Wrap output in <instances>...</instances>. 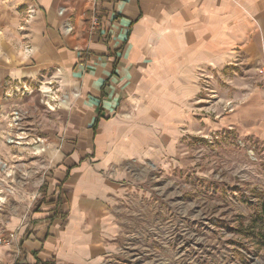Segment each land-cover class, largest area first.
<instances>
[{"label": "crops", "instance_id": "1", "mask_svg": "<svg viewBox=\"0 0 264 264\" xmlns=\"http://www.w3.org/2000/svg\"><path fill=\"white\" fill-rule=\"evenodd\" d=\"M29 7L36 12L24 23ZM95 8L93 24L90 0H0V112L9 90L54 67L68 94L46 131L37 205L1 223L0 234L16 237L0 246V264H101L112 201L183 154V132L209 121L200 115L207 101L224 110L219 125L264 142V0H98Z\"/></svg>", "mask_w": 264, "mask_h": 264}, {"label": "rangeland", "instance_id": "2", "mask_svg": "<svg viewBox=\"0 0 264 264\" xmlns=\"http://www.w3.org/2000/svg\"><path fill=\"white\" fill-rule=\"evenodd\" d=\"M47 79L25 81L24 94L9 90L0 112V226L27 208L45 177L49 121L66 108ZM207 102L200 115L209 121L183 132V154L112 201L101 264H264V142L219 125L224 110Z\"/></svg>", "mask_w": 264, "mask_h": 264}, {"label": "built area", "instance_id": "3", "mask_svg": "<svg viewBox=\"0 0 264 264\" xmlns=\"http://www.w3.org/2000/svg\"><path fill=\"white\" fill-rule=\"evenodd\" d=\"M97 1L98 0H90L91 4L93 6V9H94L93 10L94 15L91 17V21L93 24L97 23V19H96L97 11L95 8ZM35 12H36V9L34 7H29L27 10L25 19H24V23H28V21H30V19L33 17ZM59 12L62 13V9ZM65 29L68 31L71 29L69 24H66ZM257 70L260 73L262 81H264V67L257 68ZM61 71H62L61 67H54L53 73L52 72L50 73V75L48 76V79H47V81H45V83L48 85H52L53 83L51 80L54 79V81H56V84L54 86L57 87L58 90H60V88L62 87V73H61ZM26 87H27L26 83L22 82V83H20L19 87L16 86L15 91L18 90L21 92V94H24L25 92H29V91H26L27 90ZM42 87H43L42 85H39V90L44 92L45 89L42 90L41 89ZM48 87H50V86H48ZM60 92H61L60 95H62V98H63V100H62L63 103H67L68 94L61 91V90H60ZM229 110H232V107L228 105L227 111H229ZM36 198L39 199V192L37 193V195L33 196L32 201L29 205V208H33L36 206V204L38 203V199H36ZM15 237H16V234L14 231H8L4 234H0V246L4 245V244H10Z\"/></svg>", "mask_w": 264, "mask_h": 264}, {"label": "bare ground", "instance_id": "4", "mask_svg": "<svg viewBox=\"0 0 264 264\" xmlns=\"http://www.w3.org/2000/svg\"><path fill=\"white\" fill-rule=\"evenodd\" d=\"M11 141H13V140H11ZM16 142H18V141H16ZM16 142H15V143H16ZM4 166H5L4 163H3L2 161H0V167H1V168H4ZM1 200H2V199H1Z\"/></svg>", "mask_w": 264, "mask_h": 264}]
</instances>
